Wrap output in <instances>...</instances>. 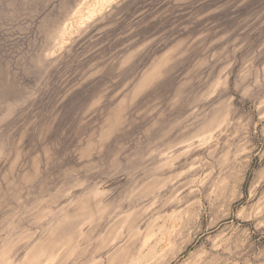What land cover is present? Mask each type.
I'll list each match as a JSON object with an SVG mask.
<instances>
[{
	"label": "rangeland",
	"instance_id": "obj_1",
	"mask_svg": "<svg viewBox=\"0 0 264 264\" xmlns=\"http://www.w3.org/2000/svg\"><path fill=\"white\" fill-rule=\"evenodd\" d=\"M0 264H264V0H0Z\"/></svg>",
	"mask_w": 264,
	"mask_h": 264
}]
</instances>
